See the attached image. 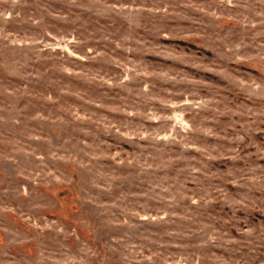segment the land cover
Returning a JSON list of instances; mask_svg holds the SVG:
<instances>
[{"label":"rangeland","instance_id":"374dc122","mask_svg":"<svg viewBox=\"0 0 264 264\" xmlns=\"http://www.w3.org/2000/svg\"><path fill=\"white\" fill-rule=\"evenodd\" d=\"M0 264H264V0H0Z\"/></svg>","mask_w":264,"mask_h":264}]
</instances>
